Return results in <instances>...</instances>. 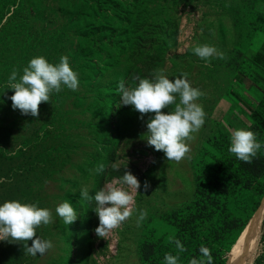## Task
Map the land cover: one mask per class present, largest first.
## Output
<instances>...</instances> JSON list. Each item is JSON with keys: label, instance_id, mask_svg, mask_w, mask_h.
<instances>
[{"label": "rangeland", "instance_id": "rangeland-1", "mask_svg": "<svg viewBox=\"0 0 264 264\" xmlns=\"http://www.w3.org/2000/svg\"><path fill=\"white\" fill-rule=\"evenodd\" d=\"M205 43L226 58L206 62L192 52ZM62 55L79 74V90L53 93L51 103L40 105L39 119L14 110V90L7 87L12 71L19 78L32 58L55 64ZM158 68L173 80L188 73L193 87L206 93L199 101L205 125L180 163L147 144L153 114L141 120L132 106L120 104L121 80L136 86L133 75L151 78ZM250 106L264 116V0H0V204L36 203L55 217L37 230L52 250L33 257L22 244L0 241V264H145V243L154 250L152 260L164 264L167 253L176 254L174 238L187 249L181 264L201 258L197 248L206 247L218 212L209 216L204 209L184 233L178 223L186 220V206L196 211L198 184L215 174V158L230 153V130H252L264 144V126ZM100 164L103 173L95 171ZM125 171L141 182L136 207L148 215L139 226L133 216L107 240L99 238L95 201L82 200L80 190L88 186L95 196ZM145 181L151 184L146 193ZM235 192L243 221L259 197L264 204L256 186ZM64 201L78 212L71 225L55 214ZM243 234L227 233L212 245L213 259L235 264ZM254 264H264V232Z\"/></svg>", "mask_w": 264, "mask_h": 264}, {"label": "clouds", "instance_id": "clouds-1", "mask_svg": "<svg viewBox=\"0 0 264 264\" xmlns=\"http://www.w3.org/2000/svg\"><path fill=\"white\" fill-rule=\"evenodd\" d=\"M192 52L206 62L212 59H225V53L210 44H197ZM188 73H182L174 80L169 79L164 68L153 70L151 78L132 76L138 81L136 86H126L121 80L118 85L120 104L132 106L147 121L146 140L156 151H163L167 161L180 163L190 158L191 141L206 122V112L199 102L206 93L200 88L193 87ZM80 86L79 74L70 65L69 57L62 55L58 63H50L44 56L32 58L19 75L14 69L8 77L7 87L14 90L9 98L12 108L20 110L22 115H31L36 119L40 116V105L51 103L53 93H59L67 88L78 91ZM174 106L173 111H164ZM264 147L258 139V133L247 128L230 130V147L228 151L238 160L251 164L258 157ZM113 170H119V164H111ZM105 166L100 164L95 171L103 173ZM146 193L151 184L144 182ZM141 188V182L130 171H125L120 178L107 182L90 195L88 186L80 190V197L84 201H95L93 209L99 218V226L95 233L99 238L108 239L110 234L119 229L126 221L136 217L139 224L146 219V209L136 207V195ZM55 214L65 225H71L78 218V212L69 201L60 203L55 208ZM55 223L52 210L38 207L36 203H21L18 200L5 201L0 204V241L23 245L26 255L33 257L47 254L54 248L50 239H43L37 235V230L43 226ZM31 241V246H29ZM176 254L167 253L164 264H181L180 253L187 251L179 239H173ZM201 258H192L189 264H213L211 250L201 246Z\"/></svg>", "mask_w": 264, "mask_h": 264}, {"label": "trees", "instance_id": "trees-1", "mask_svg": "<svg viewBox=\"0 0 264 264\" xmlns=\"http://www.w3.org/2000/svg\"><path fill=\"white\" fill-rule=\"evenodd\" d=\"M252 108L255 120L264 126V116L259 113L258 109L250 106V109ZM215 167V174L208 178L209 182L205 183L203 180L198 184L197 196L194 201V204L197 206L196 211L189 213L191 206H186L184 210L185 213L187 212L186 220L183 222V218L178 223L180 232L183 231L184 233L187 231V225H193L197 222L198 213L199 215H203V210L206 209L210 216L217 211L219 218L212 230V236L205 239V245L209 249H212V245L221 243L227 233L237 231L241 235L253 219L254 216L252 214L257 212L261 207V199L259 197L253 208V213L247 220L243 221L241 217L242 210L238 208V203L234 196L235 191L238 189H252L254 186L260 190V196L264 194V183L262 182L264 179V150H260L258 157L251 164L238 160L231 153L222 157H216ZM229 199L232 200L229 201ZM178 214L179 212H175L173 217L178 219ZM199 252L197 248V253ZM140 255L143 263L156 264L152 260L154 250L150 244H143ZM226 259V257H221L220 259L215 257L213 264H226Z\"/></svg>", "mask_w": 264, "mask_h": 264}, {"label": "bare ground", "instance_id": "bare-ground-1", "mask_svg": "<svg viewBox=\"0 0 264 264\" xmlns=\"http://www.w3.org/2000/svg\"><path fill=\"white\" fill-rule=\"evenodd\" d=\"M264 232V204L256 217L244 231L240 241L235 264H254L260 251V242Z\"/></svg>", "mask_w": 264, "mask_h": 264}, {"label": "water", "instance_id": "water-1", "mask_svg": "<svg viewBox=\"0 0 264 264\" xmlns=\"http://www.w3.org/2000/svg\"><path fill=\"white\" fill-rule=\"evenodd\" d=\"M262 207H263V205H261V207L259 209H261ZM258 213H259V210L254 214V217H256ZM239 242H240V240H239Z\"/></svg>", "mask_w": 264, "mask_h": 264}]
</instances>
